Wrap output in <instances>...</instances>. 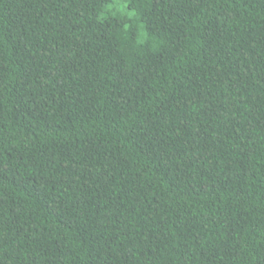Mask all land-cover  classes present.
Returning <instances> with one entry per match:
<instances>
[{
    "label": "trees",
    "instance_id": "obj_1",
    "mask_svg": "<svg viewBox=\"0 0 264 264\" xmlns=\"http://www.w3.org/2000/svg\"><path fill=\"white\" fill-rule=\"evenodd\" d=\"M0 264H264V0H0Z\"/></svg>",
    "mask_w": 264,
    "mask_h": 264
}]
</instances>
